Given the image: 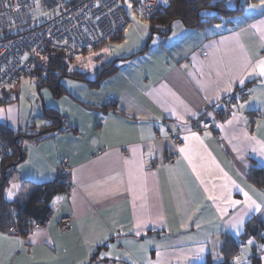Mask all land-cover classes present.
Wrapping results in <instances>:
<instances>
[{
	"label": "crops",
	"instance_id": "0c3cea01",
	"mask_svg": "<svg viewBox=\"0 0 264 264\" xmlns=\"http://www.w3.org/2000/svg\"><path fill=\"white\" fill-rule=\"evenodd\" d=\"M241 1L242 12L227 21L195 29L173 22L163 42L149 41L148 28L141 42L129 45L127 26L99 56L101 62L117 59L119 69L96 87L67 77L65 93L44 89L31 108L14 95L20 80L0 92V122L14 133H33L21 143L24 158L10 172L6 201L26 198L20 197L26 181H54L64 158L73 174L69 196L64 190L53 196L42 227L25 237L0 230V264H201L221 259L226 235L238 238L256 217L264 224V186L252 177L255 170L264 175V77L249 74L264 60V4ZM131 21L140 23L129 15ZM115 43L121 48L113 49ZM89 54L72 69L93 70L99 62ZM243 88L252 97L219 123L220 137L191 128L187 119L213 116V105ZM46 108L57 110L73 131L55 127ZM247 114L255 115L253 125ZM165 125L173 133L180 129L185 149L174 166L166 162L174 145ZM244 193L259 211L248 210ZM244 212V224L233 228V218ZM65 215L72 222L63 231L58 223ZM261 246L264 241L248 238L233 264L237 258L250 264L255 248L264 264Z\"/></svg>",
	"mask_w": 264,
	"mask_h": 264
},
{
	"label": "built area",
	"instance_id": "2783aa9c",
	"mask_svg": "<svg viewBox=\"0 0 264 264\" xmlns=\"http://www.w3.org/2000/svg\"><path fill=\"white\" fill-rule=\"evenodd\" d=\"M125 0H0V92L12 87L22 77L30 74L37 55L46 47L60 50L71 56L81 55L84 48L100 46L110 38L125 31L129 19L125 11ZM138 3L145 17L164 10L171 0H131ZM42 8L43 14L38 15ZM163 42L164 35L156 36ZM252 92L243 88L239 92L230 93L220 103L211 107L213 116L187 119L191 128L203 134L212 130L221 136L219 123L238 112V105L251 98ZM115 102V98L110 99ZM247 121L253 125L256 118L246 115ZM64 132L73 131V127L65 124ZM3 127L7 124L1 123ZM165 134L173 141V149L168 153L166 162L174 166L179 160V149L183 145L181 131L171 132L165 125ZM21 143L29 140L31 132L15 131ZM161 134H157L160 136ZM10 153L7 141L0 135V161ZM152 163V167H157ZM13 167L8 168L12 171ZM55 180L64 182L65 196H69L73 186L72 166L68 158L62 159L56 167ZM71 215L59 219V228L63 231L70 228ZM35 223L32 229L42 227ZM7 233L18 234L17 226H10Z\"/></svg>",
	"mask_w": 264,
	"mask_h": 264
},
{
	"label": "trees",
	"instance_id": "16d2710c",
	"mask_svg": "<svg viewBox=\"0 0 264 264\" xmlns=\"http://www.w3.org/2000/svg\"><path fill=\"white\" fill-rule=\"evenodd\" d=\"M131 2L134 7L138 6L141 10L138 3ZM227 2L228 0H171L164 10L146 17L150 33L149 41L158 35H168L173 22L177 20L182 21L187 28L195 29L218 21L222 16H235L242 12L245 1L236 0L234 7H230ZM125 11L129 19L126 8ZM123 33L124 31L110 38L100 46L84 48L79 56L85 58L92 51L103 48L108 42L120 40ZM148 48L149 43L144 46V49ZM39 55L42 56L38 59L37 55L31 67L30 74L35 78L39 89L47 87L55 96L66 92L62 83V79L64 78L71 77L83 80L91 86L96 87L119 69L117 59L108 62L98 60L100 64L95 67L94 78L92 79L89 78V74L91 75L90 71L72 69L73 63L79 56L74 57L50 47H46ZM44 115L53 119L55 127L62 129L61 125L64 119L61 118L57 110L46 108L44 109ZM0 135L7 141L10 147V153L0 161V230L7 231L10 226L15 225L19 229L20 235L25 237L33 230L32 228L35 223L38 222L42 225L46 223L52 213L51 207L49 206L51 199L58 192L65 190L66 184L57 180L43 184H34L26 181L23 183V190L20 193V197L24 193L27 197L22 200L19 198L14 202L6 201L5 192L9 185L10 176L8 168L21 162L24 158V152L22 151L21 142L17 135L7 127L0 125ZM262 173V170H255L252 175L253 179L260 186H264V179H262L264 175ZM253 220L247 223L244 233L238 238L231 235L225 236L220 250V260L208 257L201 264H233V259L239 253L240 244L248 240V238L253 237L259 243L263 242L262 230L264 224L258 217L255 218V223ZM250 264H263L261 251L258 248L254 249Z\"/></svg>",
	"mask_w": 264,
	"mask_h": 264
},
{
	"label": "rangeland",
	"instance_id": "374dc122",
	"mask_svg": "<svg viewBox=\"0 0 264 264\" xmlns=\"http://www.w3.org/2000/svg\"><path fill=\"white\" fill-rule=\"evenodd\" d=\"M124 4L126 6V10H127L128 14L130 16H132L134 19H136V18L140 19V23L134 24L131 21L130 22L131 24L129 23V25H128L127 30L129 29L130 34H131V38H130L131 43H129V45H130V44L138 43L142 39L140 37V33H145V31L149 27H148V21H147L146 17L143 15L142 11L140 10V8L138 6L134 7V5L132 4V2L130 0H125ZM129 4H131V7H129ZM228 4L232 7L235 6L234 5L235 3L231 2V1H229ZM37 13H38V15H42L43 14L42 8L38 9ZM222 18H224L223 20H225V21H227L229 19V17H226V16H222ZM142 23H143V25H142ZM113 42H118V41H113ZM113 42H112V44H113ZM121 44L122 43H115L114 46H112V47H113V49L114 48L118 49V48H121ZM123 48H124V46L122 47V49ZM102 50H103V48H100L98 50H94L91 52L92 54L94 53V55H95L94 59L101 60L99 56H101L100 53L102 52ZM41 56L42 55H38V59H40ZM82 58L83 57H80V56H79V58H76V61L73 63V65L78 64ZM99 64H100V62L97 63L93 67V70H89V71L90 72L92 71V73L94 74V69H95V67L99 66ZM73 69H75V68H73ZM19 85H20V89H19L20 92L18 94L15 93L14 95L18 96V99H19L20 104L22 106L28 104V106L30 108L32 106H35L36 99L40 98V100H42L41 96H40V92H43L44 89H47L50 92V90L48 88H45V87L38 89V87L36 85V80L32 76V74H28V75L22 77L20 79ZM30 100H32L34 103H31ZM41 103H42V101H41ZM22 111H23V107H22ZM36 117H37V115H36Z\"/></svg>",
	"mask_w": 264,
	"mask_h": 264
},
{
	"label": "snow or ice",
	"instance_id": "6c2138e0",
	"mask_svg": "<svg viewBox=\"0 0 264 264\" xmlns=\"http://www.w3.org/2000/svg\"><path fill=\"white\" fill-rule=\"evenodd\" d=\"M261 3L264 4V0H261ZM129 7H131V4H129ZM250 75L251 74H258L259 76L261 77H264V60H261L258 64H256L252 69H251V72L249 73ZM244 81L241 80L240 81V84L243 85ZM240 107H243V105H241ZM231 123V121L229 122ZM185 139H188V137H185ZM181 152H184L185 149L181 148L180 149ZM195 170V169H194ZM201 183H203V181H201ZM17 187V185L13 184L12 185V188L15 189ZM205 191H207V188L205 189ZM245 195V204L247 205V208L249 211H251L252 209H255L256 211H259L260 210V205L257 204L254 200L251 199V197L248 196L247 193H244ZM7 196L9 198H12L13 196V192L12 190L10 189L7 193ZM214 197H212L211 195H209V199H213ZM231 203L233 205L235 204H238L240 203L239 201H231ZM221 211H226V209H221ZM248 213L247 212H244L242 215L238 216V217H234L233 218V221L231 222V226L237 230H239V228L244 224V219L243 217L246 216ZM249 244L252 243V241L250 240L248 242ZM262 249H264V246H261ZM202 251V249H201ZM236 264H240V260L239 258H237V261H236Z\"/></svg>",
	"mask_w": 264,
	"mask_h": 264
}]
</instances>
